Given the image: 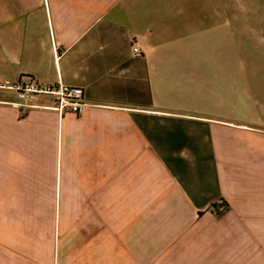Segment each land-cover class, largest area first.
I'll list each match as a JSON object with an SVG mask.
<instances>
[{
  "label": "crops",
  "instance_id": "0c3cea01",
  "mask_svg": "<svg viewBox=\"0 0 264 264\" xmlns=\"http://www.w3.org/2000/svg\"><path fill=\"white\" fill-rule=\"evenodd\" d=\"M237 1L0 0V83L86 104L21 116L0 90V188L16 157L82 264H264V86L235 55Z\"/></svg>",
  "mask_w": 264,
  "mask_h": 264
},
{
  "label": "rangeland",
  "instance_id": "374dc122",
  "mask_svg": "<svg viewBox=\"0 0 264 264\" xmlns=\"http://www.w3.org/2000/svg\"><path fill=\"white\" fill-rule=\"evenodd\" d=\"M235 5V55L251 73L261 74L252 80L257 84L260 78L264 86V0ZM15 158L5 156L0 188V264H82L81 251H74L80 237L67 234L64 205L35 202L43 197H35L32 180L19 178Z\"/></svg>",
  "mask_w": 264,
  "mask_h": 264
},
{
  "label": "built area",
  "instance_id": "2783aa9c",
  "mask_svg": "<svg viewBox=\"0 0 264 264\" xmlns=\"http://www.w3.org/2000/svg\"><path fill=\"white\" fill-rule=\"evenodd\" d=\"M133 52H138L136 46L133 48ZM0 90L12 91L15 94L20 103L21 116L26 115L27 110L32 107V103L39 95L53 96L55 104L49 109L61 117L65 115L79 116L86 106L84 93L81 88L61 84L46 86L33 77L20 79L14 84L0 83ZM211 210L215 214H219L226 210V206L222 202H219Z\"/></svg>",
  "mask_w": 264,
  "mask_h": 264
}]
</instances>
